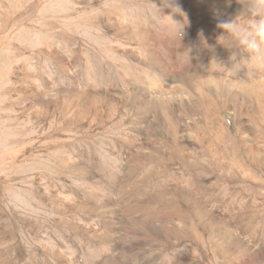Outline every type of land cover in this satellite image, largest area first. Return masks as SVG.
Returning <instances> with one entry per match:
<instances>
[{
	"label": "rangeland",
	"instance_id": "374dc122",
	"mask_svg": "<svg viewBox=\"0 0 264 264\" xmlns=\"http://www.w3.org/2000/svg\"><path fill=\"white\" fill-rule=\"evenodd\" d=\"M240 10L0 0V264H264V51L217 42Z\"/></svg>",
	"mask_w": 264,
	"mask_h": 264
},
{
	"label": "clouds",
	"instance_id": "9594fccd",
	"mask_svg": "<svg viewBox=\"0 0 264 264\" xmlns=\"http://www.w3.org/2000/svg\"><path fill=\"white\" fill-rule=\"evenodd\" d=\"M226 2L230 5L232 0ZM236 3L241 10L235 17L217 20L216 26L222 30L217 42L227 49L264 51V0H236ZM241 15L247 17L244 22L238 19Z\"/></svg>",
	"mask_w": 264,
	"mask_h": 264
},
{
	"label": "bare ground",
	"instance_id": "6f19581e",
	"mask_svg": "<svg viewBox=\"0 0 264 264\" xmlns=\"http://www.w3.org/2000/svg\"><path fill=\"white\" fill-rule=\"evenodd\" d=\"M222 5V4H221Z\"/></svg>",
	"mask_w": 264,
	"mask_h": 264
}]
</instances>
